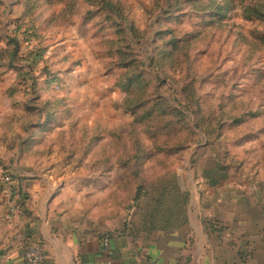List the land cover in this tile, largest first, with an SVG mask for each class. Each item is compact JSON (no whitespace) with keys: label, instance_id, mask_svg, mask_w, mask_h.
Masks as SVG:
<instances>
[{"label":"rangeland","instance_id":"rangeland-1","mask_svg":"<svg viewBox=\"0 0 264 264\" xmlns=\"http://www.w3.org/2000/svg\"><path fill=\"white\" fill-rule=\"evenodd\" d=\"M33 1L0 0V55L12 10L73 25L70 49L83 56L62 50L51 62L38 33L19 35L45 58L30 92L16 70L25 49L15 69L0 56V92H14L0 100L12 119L2 175L16 161L54 193L80 188L93 229L137 239L190 235L211 206L264 203V0H106L113 11Z\"/></svg>","mask_w":264,"mask_h":264},{"label":"crops","instance_id":"crops-1","mask_svg":"<svg viewBox=\"0 0 264 264\" xmlns=\"http://www.w3.org/2000/svg\"><path fill=\"white\" fill-rule=\"evenodd\" d=\"M7 13L10 20L20 17L12 10ZM36 26L40 46L50 50L51 56L45 58L51 62L62 50L75 56L80 54V48L76 51L69 45L77 40L73 25L65 26L56 19L47 25L36 23ZM84 66L73 68V71L78 73ZM42 79L37 89H42ZM16 80L17 76L11 84H16ZM29 85L27 82V92L31 89ZM11 87L0 92V100L9 104L12 102L10 95L14 93ZM7 108L8 112L12 111L11 107ZM2 112L3 108L0 109V155L9 149L12 125V119L6 120V113ZM18 163L21 165L20 159ZM14 166L12 174L19 180L13 200L15 211L3 198L0 170V264H25V251L33 243L44 247L46 264H264V203L243 204V209L239 210L235 204L211 206L206 212L208 219L215 222L214 229L207 231L204 221H189L190 235L157 234L147 239H134L129 233L110 234L111 249L105 251L102 246L105 235L93 229L84 214L81 216L85 205L73 198L81 197L82 189L65 185L54 193L55 187L49 180L43 179L49 182L41 186L34 175L22 167H15V170Z\"/></svg>","mask_w":264,"mask_h":264},{"label":"trees","instance_id":"trees-1","mask_svg":"<svg viewBox=\"0 0 264 264\" xmlns=\"http://www.w3.org/2000/svg\"><path fill=\"white\" fill-rule=\"evenodd\" d=\"M36 0H34L33 2H35ZM49 4H53L54 0H47ZM102 7L106 10H112V5L111 3H109V1L106 0H102L101 2ZM30 10V7L28 8L27 12ZM31 11V10H30ZM116 15H118L116 13ZM15 25L14 29L11 31L10 34H13L12 37H10L7 41V50L5 52H3L2 55L6 56L9 58V64L12 66L11 68H14V65L17 63V61H19V59L21 58H17L18 56H20L19 54V50L20 48L25 49V54L22 55L23 58L26 55V58H24L22 61L26 63V65H23V67H16L19 72L22 73V77H24L25 82H30V88L33 90L35 87V83H34V77H33V70L36 69V67L39 65V61L38 60H44L43 57V51L42 50H38V49H34L33 45L31 46V42H28V39H20L19 35H25L24 33H30L32 32L33 36L35 37L37 32H38V28L36 26V21L31 17H26V15L20 16L14 20H10V23H8V25ZM5 26V25H4ZM26 45V46H24ZM32 49H31V48ZM21 51V50H20ZM2 55H0L2 57ZM125 68H130L129 65H125ZM6 175H11L14 179H16L18 181V187H17V191L19 188V180L17 177H15L13 174L11 173H7ZM185 222V221H184ZM204 224L206 226L207 231H209L210 229H214L212 228L215 225V222H213L212 220H204ZM154 230V229H153ZM156 230V229H155ZM154 230V231H155ZM162 230V229H160ZM165 233H170L171 230H162ZM110 235V234H108ZM134 239H137V232L136 231H131L130 234ZM111 236V235H110Z\"/></svg>","mask_w":264,"mask_h":264},{"label":"built area","instance_id":"built-area-1","mask_svg":"<svg viewBox=\"0 0 264 264\" xmlns=\"http://www.w3.org/2000/svg\"><path fill=\"white\" fill-rule=\"evenodd\" d=\"M3 198L9 203L12 211H15L16 207L13 205L14 196L17 193L18 181L11 175H3L1 177ZM102 246L105 251L111 249V236L105 235L102 239ZM25 264H46L47 256L46 251L42 244L33 243L29 245L24 255Z\"/></svg>","mask_w":264,"mask_h":264}]
</instances>
